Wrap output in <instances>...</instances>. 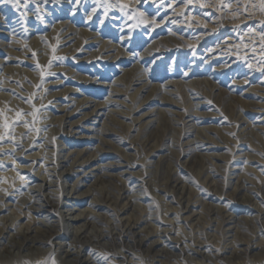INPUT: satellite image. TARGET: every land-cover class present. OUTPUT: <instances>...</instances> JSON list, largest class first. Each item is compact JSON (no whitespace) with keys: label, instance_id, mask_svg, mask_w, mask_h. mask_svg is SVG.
Listing matches in <instances>:
<instances>
[{"label":"rangeland","instance_id":"374dc122","mask_svg":"<svg viewBox=\"0 0 264 264\" xmlns=\"http://www.w3.org/2000/svg\"><path fill=\"white\" fill-rule=\"evenodd\" d=\"M14 2H0V21L12 27L0 34V85L6 83L9 93L0 96V141L23 146L17 155L21 164H32L35 158L27 154L41 150L35 166L46 161L55 183L37 192L27 208L4 196L26 191L9 160H0V200L14 218L0 225L4 244L22 238L38 219L50 224L65 214L68 208L57 204L62 188L53 163L58 162V170L65 165L72 175L84 177V194L69 202L76 211L88 209L94 191L98 198L85 213L93 212V218L84 237L62 241L86 243L99 261L114 263L113 250L132 249L148 256L143 264H264V248L237 250L264 243V0H20L13 7ZM63 28H69L67 35L61 34ZM58 79L65 88L55 84ZM137 88L141 91L135 94ZM96 104L99 115L84 118ZM132 110L141 117L134 128ZM71 111L70 121L57 123ZM239 119L242 129L235 128ZM8 142H0L2 153L10 149ZM93 154L100 167L82 163ZM174 171L186 189L180 185L175 192H162L167 208L145 187L163 188ZM205 172L213 176L211 186L203 182ZM236 181L246 189L233 195ZM124 183L132 187L128 205L115 198ZM193 193L207 205L198 208L194 220L183 222L178 199ZM120 214L139 224L151 216L167 228L158 251L140 246L137 230L125 232ZM231 216L238 227L232 223L228 232L225 223L218 229L220 218ZM64 229L57 223L47 227L31 245L16 249L14 258L19 264H72L51 245L56 241L51 235Z\"/></svg>","mask_w":264,"mask_h":264},{"label":"bare ground","instance_id":"6f19581e","mask_svg":"<svg viewBox=\"0 0 264 264\" xmlns=\"http://www.w3.org/2000/svg\"><path fill=\"white\" fill-rule=\"evenodd\" d=\"M4 14V13H3ZM0 15L2 16V10L0 8ZM6 20V19H4ZM5 23V22H4ZM0 25H5V26H2L0 27V34L1 33H5L7 32L8 29H10V25L8 24H3L1 21H0ZM59 25L62 26V23H60ZM60 26V27H61ZM56 27V26H55ZM71 27V26H70ZM12 28V27H11ZM71 29V28H70ZM55 30V29H53ZM58 31V30H57ZM60 31V30H59ZM69 32V28L65 29L63 28L62 29V32L61 34H68ZM60 36V35H59ZM59 38V37H58ZM91 38V37H90ZM92 39V38H91ZM2 40L3 39H0V44H2ZM59 42L56 44L57 49L61 48L62 45L60 43V41L62 40V37L60 39H58ZM80 41V40H79ZM15 42V41H14ZM13 43V42H12ZM24 43V42H23ZM107 44V43H106ZM13 46V45H12ZM115 46V45H114ZM113 45H109L107 48H111L112 49ZM119 47V46H118ZM117 47V48H118ZM106 48V49H107ZM78 49V48H77ZM120 49V48H119ZM122 49V48H121ZM25 50V49H24ZM61 50V49H60ZM75 50V49H74ZM82 50V49H81ZM72 51V50H71ZM79 51V50H78ZM109 52L111 50H108ZM124 51V50H123ZM24 52V51H23ZM66 52V51H65ZM77 52V51H76ZM120 52V51H119ZM128 53V52H126ZM94 54V53H93ZM120 54V53H118ZM118 56V55H117ZM107 57V56H106ZM3 60V59H2ZM8 63V62H7ZM2 65V64H1ZM7 65V64H6ZM55 65H57L55 63ZM138 65V63H137ZM73 67V66H72ZM11 69V68H10ZM64 69V68H63ZM65 70V69H64ZM67 70V69H66ZM79 71V70H78ZM75 72V71H74ZM135 72V71H134ZM80 74V73H79ZM143 75V74H142ZM147 77V76H146ZM81 78V77H80ZM10 80V79H9ZM132 80V79H131ZM209 80V79H208ZM5 82V80H3ZM149 81V80H148ZM209 82V81H208ZM58 83V84H61L62 87L65 88L66 84L65 83H62L61 81H56L55 84ZM134 82L132 81L131 83H129L128 85L132 87V89H134ZM4 84V83H3ZM6 84V83H5ZM0 85V96H9V93L8 94H5L6 93V86L7 85ZM10 84H13V83H10ZM208 84V83H207ZM115 85V84H114ZM14 86V85H11V87ZM207 86V85H206ZM18 87V85H17ZM60 87V86H59ZM116 87V86H115ZM127 87V86H126ZM50 88V87H49ZM128 88V87H127ZM130 89V88H129ZM126 90V88H125ZM63 91V90H62ZM68 91V88L65 89L64 92H67ZM141 91V88H137L135 90V94L139 93ZM13 92V91H12ZM10 92V94L12 93ZM130 92V91H129ZM45 93V92H44ZM134 93V92H133ZM74 94V93H72ZM132 94V93H131ZM42 95V94H41ZM71 95V94H70ZM130 95V94H129ZM243 95V93L241 94ZM135 95H133L134 97ZM43 97V96H42ZM52 97V96H51ZM2 98V97H0ZM12 98V97H11ZM14 98V97H13ZM140 98V97H139ZM10 99V98H9ZM77 99V98H76ZM81 99V98H80ZM136 99V98H135ZM242 99V98H241ZM72 100V99H71ZM63 101V100H61ZM81 101V100H80ZM1 102V101H0ZM78 103V101H76ZM83 102V101H82ZM4 103V102H2ZM97 103V102H96ZM137 103V102H136ZM39 104V103H38ZM64 104V103H63ZM11 105V104H10ZM65 105V104H64ZM80 106V105H79ZM141 106V104L136 107V109H138L139 107ZM60 107V106H59ZM100 105H97L95 107H90L89 110L90 111H86L83 115V117H90V116H98L97 113H98V109H99ZM61 108V107H60ZM135 109V108H133ZM135 109V110H136ZM74 110V109H73ZM244 111V110H243ZM64 112V111H63ZM133 112V110L129 113V115L132 117V124L130 125L131 127L134 128V124L137 120H139L141 117H137L135 116L137 113ZM49 114V113H48ZM72 114L73 112L71 111V113L67 116L66 114H64L63 116L57 118V123L58 122H61V123H66V120L70 121L72 119ZM240 114V113H239ZM246 114V113H245ZM241 115V114H240ZM48 116V115H47ZM57 116V115H56ZM242 116V115H241ZM23 117V116H22ZM25 117V116H24ZM245 117V115L243 116ZM242 117V118H243ZM19 119V118H18ZM41 119V118H40ZM51 119V118H50ZM49 119V120H50ZM53 119V118H52ZM51 119V120H52ZM19 121V120H18ZM22 121V120H21ZM55 121V120H53ZM40 122V121H39ZM79 122V121H77ZM18 123V122H17ZM16 123V124H17ZM20 123V122H19ZM22 123V122H21ZM20 123V124H21ZM25 123V122H23ZM130 123V122H129ZM128 123V125H129ZM248 126L249 128H251L254 132H256V134L260 135V132H258L256 130V127L254 126V123H251V122H248ZM19 124V125H20ZM40 124V123H39ZM60 124V123H58ZM75 124V123H74ZM82 124V123H81ZM80 124V125H81ZM87 124V123H86ZM195 124V122L193 123ZM192 124V125H193ZM201 124V123H200ZM198 124V125H200ZM46 125V124H45ZM64 125V124H63ZM70 125V124H69ZM196 125V124H195ZM197 125V126H198ZM244 123L240 122V119L236 121V126L235 128L237 127H245L243 126ZM27 126V125H25ZM58 126V125H57ZM68 126V125H67ZM66 126V127H67ZM83 126V125H82ZM20 127V126H19ZM21 128V127H20ZM53 128H56V127H53ZM60 128V127H58ZM44 129V128H43ZM57 129V128H56ZM54 129V130H56ZM80 129V127H79ZM205 129V128H204ZM203 129V131H204ZM223 129V128H222ZM248 129V128H247ZM22 130V128H21ZM61 130V129H59ZM64 130V129H63ZM68 131V130H67ZM73 131V130H72ZM223 131V130H222ZM22 132V131H21ZM71 132V131H70ZM75 132V131H73ZM206 132V131H205ZM253 132V133H254ZM202 133V132H201ZM248 133V132H247ZM73 134V133H72ZM13 135V134H12ZM19 135V134H18ZM246 135V134H245ZM254 135V134H253ZM198 136V135H197ZM201 136V135H200ZM212 136V135H211ZM33 137V136H32ZM233 137V136H232ZM21 138V137H20ZM198 138V137H197ZM196 138V139H197ZM212 138V137H211ZM235 138V137H234ZM260 138V137H259ZM19 139V138H18ZM10 139H8L9 141ZM103 140V139H102ZM6 140L4 141H0L1 143H6L8 142ZM14 141V142H13ZM12 142H8L9 143V146H10V149L4 153L1 152L0 150V156L2 157V159H0L1 161H8L9 160V163H8V167L10 166L12 169H10L11 171H13L15 174L18 175V178H19V181H18V185L21 187L23 186L24 189L22 190H25L26 193L21 192V194L17 195V196H14V195H4L6 197H10L11 199H13L14 201H20L22 203V205H27V208H28V205L30 204L31 206L33 205V197L36 195L37 192H40V191H46L48 188H52V183H55L53 181V178L51 177L50 175V169H48V165L45 163V162H37V166H35L36 164V161H37V158L38 156H42V151L39 150L38 153L36 154H27L28 157H31L33 156L35 159H34V162L30 165H27V164H21L22 162H18L17 160V155H20V154H23V151H24V148L22 145H20V143H17L18 141L17 140H13ZM23 141V140H22ZM235 141H239V138H235ZM29 142V141H28ZM229 142V141H228ZM0 143V144H1ZM6 145V144H5ZM67 145V144H66ZM2 146V145H1ZM25 146V145H24ZM77 146V145H76ZM236 143H234V147L236 148ZM43 147V146H42ZM70 147V146H69ZM29 148V147H28ZM73 148V147H72ZM87 148V147H86ZM32 149V148H30ZM76 149V148H75ZM233 149V148H232ZM84 150V149H83ZM5 151V150H4ZM54 151V150H53ZM71 151V150H70ZM79 151V150H77ZM81 151V150H80ZM79 151V156L82 154L81 152ZM211 151V149L207 148L206 149V153ZM216 151V150H215ZM46 152V151H45ZM65 152V151H64ZM69 152V151H68ZM71 153V152H70ZM77 153V152H76ZM90 153V152H89ZM92 153V152H91ZM95 153V152H94ZM45 154V153H44ZM62 154V153H61ZM68 154V153H67ZM96 154V153H95ZM238 154V153H237ZM47 155V153H46ZM211 155V153H210ZM209 155V156H210ZM73 156V155H72ZM218 156V155H216ZM222 156V155H221ZM46 157V156H45ZM48 157V156H47ZM47 157L45 159H47ZM55 157V156H54ZM53 157V158H54ZM59 157V156H58ZM57 157V158H58ZM77 157V156H75ZM44 158V157H43ZM67 158V157H66ZM82 158V157H81ZM80 158V159H81ZM85 158V156H84ZM63 159V158H62ZM79 159V158H78ZM78 159L76 160V162L78 161ZM213 159V158H212ZM47 160H50V159H47ZM72 160V159H71ZM249 160V159H248ZM60 161V160H59ZM75 160L73 159V162ZM97 158L96 156L93 154L92 156L89 155V157H87L86 159H84L82 161V163L84 164H89L90 166H93L96 167L98 166V162H97ZM72 162V163H73ZM97 162V163H96ZM58 163V162H57ZM57 163H53V168H54V171L57 172L56 174H58V178L61 182V188H62V192H61V195L59 198V201L57 202V204L59 205V207L61 208H68L65 212V214H63V211L62 213L57 216V220L52 222L50 220V224H46V223H43L42 220L40 221L38 219V222L36 223L35 226H27V229L24 230L23 232H21V234L23 236H21L22 238L18 239V238H13V239H8L9 241L4 244L3 242V238H6L5 235L0 237V264H19V261L18 259L14 258V252L16 249H20L23 248L24 246H28V245H31V242H33L32 240H34V238H37L38 235L40 233L47 231V227H54L55 226V223L59 224V225H62L63 227H65L64 229V232L63 234L61 233H53L51 235V238H52V241L53 240H56V241H53V243L51 244L52 246L56 247L55 249L57 250V252H61L62 256L64 259H67V261H71L73 262L74 264H143V260L145 257H148L146 255H144L142 252H134L132 251V249L128 252H126L125 250H122V251H117V250H113V254L116 258V262L114 263H110V262H102V261H99L96 256L94 255L95 253H93V248L91 249H87L86 247V243L85 245H76L74 243H67L62 241V239L65 238H72L73 241H75L76 239H79V238H82V236L84 237V233L86 232V228L87 226L89 225V222H90V219L93 218L91 217L90 215L93 214V212H89L88 216H86V212L94 207V205L97 203V201L95 200H98V198H96V191L93 192V195L91 196H94L91 198V200L87 203V206H88V209H81L79 208L77 211L75 210L74 208V205H70L69 202H71L72 200H75L79 197H81L82 192L81 191V183L83 181V178L82 176H79V175H72L71 171H70V168H65V165L64 167L61 165L60 169L61 170H58L59 167H58V164ZM60 163V162H59ZM248 163V162H247ZM5 164V163H4ZM63 164V163H62ZM74 164V163H73ZM76 164V163H75ZM79 165V164H78ZM52 166V165H51ZM84 166V165H82ZM249 166V164H248ZM9 167V168H10ZM100 167V166H98ZM29 168L30 170L29 171H26V169ZM52 168V167H51ZM91 168V167H90ZM250 168V167H248ZM256 168V167H255ZM89 169V168H88ZM201 169V168H200ZM257 169V168H256ZM4 170V165L3 166H0V171L2 172ZM209 170V169H208ZM52 171V170H51ZM86 171V170H85ZM246 171V170H245ZM175 172V171H174ZM177 172V171H176ZM176 172L174 174H170L171 176H169V178L167 179L166 183L163 184V188H159V186H157L156 184L154 185H150V186H147L145 187L146 184H144V187L151 190L152 194H154V197L156 198V200H160L162 201L166 207L168 208L169 207V202H167V195L166 193L168 194L169 191L170 192H175V190L177 189L178 186H180L179 188H181V191H185L186 189V185H184V183L180 181H178V179L174 178V175H176ZM203 172V171H202ZM201 172V173H202ZM259 172V171H258ZM13 173V174H14ZM92 173V171L90 172ZM263 174V171L261 172ZM260 173V174H261ZM3 174V173H1ZM35 174V175H33ZM232 174H235L234 172H232ZM9 175H12L10 174L9 172ZM237 175V174H236ZM5 176V175H3ZM13 176V175H12ZM108 179H111L114 177V175L112 174H108L107 175ZM200 177V176H199ZM204 177V180L203 182L207 185H210L213 183V176L210 175L208 172H205L204 175L202 176ZM17 178V177H16ZM15 178V179H16ZM17 178V179H18ZM104 178V177H103ZM118 180L120 182L124 181L122 179H124V177L120 178V177H117ZM240 178V177H239ZM238 178V179H239ZM13 179V178H12ZM102 179V178H101ZM237 179V180H238ZM56 180V179H55ZM12 181V180H11ZM128 181V180H127ZM239 181V180H238ZM236 181L234 182V192H233V195L234 194H241L245 189L246 187L245 186H240L238 185L239 182ZM7 182V181H5ZM242 182V181H241ZM11 183V182H10ZM2 184V183H1ZM57 184V183H56ZM57 186V185H56ZM1 187L3 188V186L1 185ZM12 187V185H11ZM10 187V188H11ZM22 187V188H23ZM59 187V186H58ZM1 188V189H2ZM134 188V186H133ZM4 189V188H3ZM132 189V187L130 188L129 184L128 183H124L123 187H121V192H118L117 196L115 197L118 201L120 200V202L122 201H125L123 203H125L126 205H128L129 203V194H130V190ZM58 190V189H57ZM90 190H92L90 187L88 188V190L86 192H90ZM133 191V190H132ZM166 191V193L162 194V192ZM54 192V191H53ZM15 193V192H14ZM52 193V192H51ZM58 193V192H57ZM182 193V192H181ZM18 194V192H17ZM45 194V193H44ZM40 195V194H39ZM51 195V194H50ZM59 195V194H58ZM41 197V196H40ZM55 197V196H54ZM1 198V197H0ZM56 198V197H55ZM54 198V199H55ZM57 198V199H58ZM115 199V200H116ZM195 199V200H194ZM117 200L115 202H117ZM138 200V199H137ZM194 200V201H193ZM179 201V206L184 208V212H182V214H180V216L182 215V218H183V222H188V221H192L194 220V216L195 214L198 212V208L201 206V207H205L207 205V203L205 202L206 201V198H202V196L200 197L199 194H189V195H185V194H182L181 195V198L178 199ZM9 202V200H8ZM35 202V201H34ZM16 203V202H14ZM53 203V201H52ZM55 203V202H54ZM117 204V203H116ZM29 205V206H30ZM24 206V207H25ZM118 206V205H117ZM124 206V205H123ZM8 205L6 203L3 202V200H0V225H2V223H8L9 220L13 223V220L14 218H12V215H11V211L9 213V210H8ZM17 207V206H16ZM20 207V206H19ZM42 206H40L39 208H41ZM53 207V206H52ZM57 207V206H56ZM171 207V206H170ZM172 208V207H171ZM125 209V206L120 210V211H123ZM11 210V209H10ZM29 210V209H28ZM36 210V209H35ZM42 210V209H41ZM64 210V209H63ZM95 210V209H94ZM37 211V210H36ZM61 211V210H60ZM41 212V211H40ZM190 213L189 215H186V213ZM96 213V212H95ZM183 213H184V216H183ZM192 213V214H191ZM23 214V213H22ZM200 214V213H199ZM233 214V213H232ZM230 214V215H232ZM122 214H120L119 216L121 217V220L124 221L125 225H124V231H132V230H137L139 233H141V236L139 238V242L138 244L140 246H146L148 249V251H158V246L161 244L162 240L161 238H164V231L167 229H162L159 225V222L157 220H154L151 218V216L149 217H146L144 218V220H142L139 224V222H136L133 221L132 217L131 216H121ZM22 217V216H21ZM227 217V215H226ZM226 217H221L220 220L217 222V227L218 229H220L221 231L223 230V227L226 223V225L229 226V229H228V232H232V229L230 227V224L232 225V223L235 225L234 227L237 228L238 227V221H237V217L236 216H231V217H228L226 219ZM44 218V217H43ZM139 218V217H138ZM143 218V217H141ZM200 218V216L197 218V221L198 219ZM31 219V218H30ZM37 219V218H36ZM49 219V218H48ZM29 220V219H28ZM32 220V219H31ZM30 220V221H31ZM172 220H176V219H169L170 222H173ZM29 221V222H30ZM12 223L9 225V226H12ZM149 223V225L147 226V224ZM16 224V223H15ZM20 225V224H19ZM40 225V226H39ZM143 225V226H141ZM17 227V226H16ZM45 228L42 230V228ZM58 227V226H57ZM3 228V227H2ZM6 228V227H5ZM4 228V229H5ZM21 228V227H20ZM148 228V229H147ZM15 229V228H14ZM19 229V227L17 228ZM7 230V229H5ZM61 231V230H60ZM10 232H13V230H9L8 233ZM19 232V231H18ZM55 232V231H54ZM237 231L235 230L234 233H236ZM34 233V234H32ZM233 233V234H234ZM6 234V233H5ZM12 235V233H10ZM41 235V234H40ZM47 235V234H46ZM49 235V234H48ZM9 236V235H8ZM103 236V235H102ZM17 237V236H16ZM44 237V236H43ZM99 237H101V235H99ZM45 238V237H44ZM102 239H106L104 236L102 237ZM36 240V239H35ZM69 241V240H68ZM91 241V240H90ZM36 242V241H35ZM77 242V241H76ZM100 242V241H99ZM92 243V242H91ZM33 244V243H32ZM241 245V244H240ZM259 248H264V243H261L259 242V244H251V243H248L246 247L242 248V247H238L237 250L239 251H242V250H251L252 249H259ZM58 252V253H59ZM157 253V252H156ZM57 257V256H56ZM136 258H140V260H136ZM155 261L157 262H160L159 258H157L155 255L152 257ZM53 261V260H52ZM70 263V262H69ZM72 263V264H73ZM22 264V263H21ZM54 264V263H53Z\"/></svg>","mask_w":264,"mask_h":264},{"label":"snow or ice","instance_id":"6c2138e0","mask_svg":"<svg viewBox=\"0 0 264 264\" xmlns=\"http://www.w3.org/2000/svg\"><path fill=\"white\" fill-rule=\"evenodd\" d=\"M0 2L11 3L12 0H0ZM19 2H20V0H15V2L13 3V7H18L19 6ZM17 115H19V113Z\"/></svg>","mask_w":264,"mask_h":264}]
</instances>
